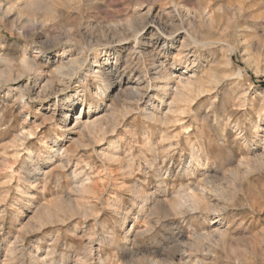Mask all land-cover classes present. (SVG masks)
<instances>
[{"label":"rangeland","instance_id":"rangeland-1","mask_svg":"<svg viewBox=\"0 0 264 264\" xmlns=\"http://www.w3.org/2000/svg\"><path fill=\"white\" fill-rule=\"evenodd\" d=\"M263 84L264 0H0V264H264Z\"/></svg>","mask_w":264,"mask_h":264},{"label":"bare ground","instance_id":"bare-ground-1","mask_svg":"<svg viewBox=\"0 0 264 264\" xmlns=\"http://www.w3.org/2000/svg\"><path fill=\"white\" fill-rule=\"evenodd\" d=\"M31 4H33V3H31ZM35 4L36 5H39L38 4V1H36L35 2ZM34 5V4H33ZM35 5V6H36ZM186 33V32H185ZM192 33V32H191ZM195 35V34H194ZM191 36V35H190ZM188 37V36H187ZM65 43V42H64ZM25 56V55H24ZM24 58V57H23ZM33 61L31 60L30 62L28 61V60H22L21 61V64L22 65H20V68H21V66L23 67V68H25L26 69V71L28 70V72L30 73V71H34V70H36V72L38 71V68H40V67H36V65H34V63H32ZM69 63V62H68ZM71 64L72 63H70L69 64V66H70V68H72V66H71ZM75 64V63H74ZM74 64H73V70L75 69L74 67ZM77 64V63H76ZM79 64V63H78ZM64 65V64H63ZM62 64L58 67V72L60 71V73H62L61 71H62V69H63V66ZM38 66V65H37ZM93 67H94V69L96 70V71H94L95 72V75L96 76H98V78L99 77H101V76H103V75H101V72H99V68H98V61L97 60H95L94 61V65H93ZM56 68V67H55ZM68 68V67H67ZM70 68H68V69H70ZM5 69H6V67H5ZM66 69V68H65ZM63 70V71H65L66 72V70ZM71 69V70H72ZM102 70V69H101ZM25 71V72H26ZM159 72V71H158ZM39 73H41L40 71H39ZM59 73V74H60ZM36 74V73H35ZM62 74H65V73H62ZM66 75V74H65ZM163 75V74H162ZM34 76V75H33ZM109 76V75H108ZM236 76L237 77H239L240 76V74L239 73H237L236 74ZM103 78V77H102ZM163 78H165V75H164V77ZM213 78H215V77H213ZM181 80H182V78H180ZM189 79V78H188ZM192 79V78H191ZM201 80V79H200ZM190 81H192V80H190ZM197 81V80H196ZM202 82H204L203 81V79L201 80ZM202 82H199L198 81V87L196 88V90H201V92H202V89H201V87H202ZM105 84V83H104ZM178 85H176V88L174 89V92H175V100H177V102L176 103H179L178 101H180V102H183V103H185V101L188 99H185V95H184V92L185 91H188V90H192L193 91V82H189V81H179L178 83H177ZM204 84H205V82H204ZM196 85V84H195ZM167 87V86H166ZM195 87V86H194ZM195 90V91H196ZM134 91V90H133ZM187 94V93H186ZM139 96V95H138ZM141 97V96H140ZM187 97V96H186ZM137 99V98H136ZM173 99V100H174ZM174 100V101H175ZM135 101V100H134ZM82 103V102H81ZM182 103V104H183ZM83 105V104H82ZM167 108H169V107H167ZM171 108V107H170ZM127 110V109H126ZM168 110V109H167ZM64 116H67L66 114H64ZM151 117V116H150ZM83 119H84V117H82V112H78V113H76L75 114V117H74V123H73V127L72 128H78L79 126H81V125H83V127L85 128L86 126L84 125V123L82 124V121H83ZM82 127V126H81ZM84 128H82L83 130H84ZM90 129V128H89ZM92 129H93V127H92ZM97 130V129H96ZM81 132V131H80ZM87 132V131H86ZM103 133V132H102ZM96 134V133H95ZM104 134V133H103ZM25 136V135H24ZM88 136V135H87ZM59 147H58V149H56V150H53V152H59ZM112 157V156H111ZM264 157V156H263ZM112 158H114V157H112ZM191 159H192V161L193 160H197L198 162H199V159H201L200 158V156L199 155H197V153L196 152H193L192 153V155H191ZM110 160V159H109ZM196 161V162H197ZM263 163V162H262ZM190 164V163H189ZM192 164V163H191ZM190 166V165H189ZM186 172V171H185ZM207 180V179H206ZM205 180V181H206ZM192 190V189H191ZM200 190V189H199ZM197 191V190H196ZM219 191V190H218ZM203 192V191H202ZM192 194V193H191ZM193 194H194V192H193ZM196 194V193H195ZM188 196V195H187ZM194 197H195V195H193L191 198H193L194 199ZM182 199H184V198H182ZM187 199H188V197H187ZM185 200V202L186 203H188L189 201L188 200ZM195 199H197L198 200V198L196 197ZM190 200H192V199H190ZM188 201V202H187ZM193 201H195V200H193ZM182 202H183V200L181 201H179L178 202V205H183L184 206V203L182 204ZM192 202V201H191ZM198 202H199V200H198ZM147 204H148V202H147ZM194 204V203H193ZM192 204V206L190 207V208H192L194 205ZM198 204V203H197ZM199 204H200V202H199ZM145 205V204H144ZM189 205V204H188ZM191 205V204H190ZM183 206H180V207H183ZM187 206V205H186ZM185 206V207H186ZM195 206H197V205H195ZM188 207V206H187ZM198 208H200V207H198ZM148 209V208H147ZM172 209V208H171ZM195 209V208H194ZM194 209H193V211H194ZM174 210H178V209H174ZM172 213V212H171ZM129 234V233H128ZM128 236V235H127Z\"/></svg>","mask_w":264,"mask_h":264},{"label":"trees","instance_id":"trees-1","mask_svg":"<svg viewBox=\"0 0 264 264\" xmlns=\"http://www.w3.org/2000/svg\"><path fill=\"white\" fill-rule=\"evenodd\" d=\"M263 86H264V84H263Z\"/></svg>","mask_w":264,"mask_h":264}]
</instances>
